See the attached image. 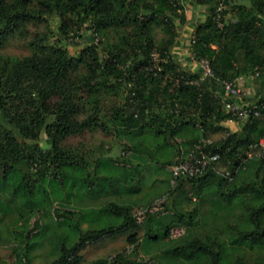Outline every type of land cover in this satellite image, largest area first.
Segmentation results:
<instances>
[{"label":"trees","instance_id":"obj_1","mask_svg":"<svg viewBox=\"0 0 264 264\" xmlns=\"http://www.w3.org/2000/svg\"><path fill=\"white\" fill-rule=\"evenodd\" d=\"M191 1L206 14L192 26L181 62L176 29L190 24L191 12L179 0H0V222L16 214L26 230L38 215L16 236L13 264H32L30 254L51 247L66 228L78 237L67 231L52 264H82L86 245L120 235L130 255L89 264H148L136 261L139 247L165 264H264V154L253 149L240 166L264 137V121L229 129L225 103L233 100H223L225 82L250 77L262 86L253 102L264 115V0ZM47 21L50 35H36L29 55L1 54L17 31ZM85 30L95 42L72 50L70 40ZM201 60L212 73L203 80ZM104 99L116 103L105 108ZM95 130L124 138L122 152L142 149L143 163L157 156L163 169L178 160L179 145L187 150L221 134L206 147L220 160L193 177L165 172L174 186L162 212H146L138 223L132 205L107 199L123 181L100 173L130 168L132 156L113 160L100 152L90 161L64 146ZM175 228L183 233L171 238Z\"/></svg>","mask_w":264,"mask_h":264},{"label":"rangeland","instance_id":"obj_2","mask_svg":"<svg viewBox=\"0 0 264 264\" xmlns=\"http://www.w3.org/2000/svg\"><path fill=\"white\" fill-rule=\"evenodd\" d=\"M179 1H181L183 5H185L184 9L190 10L191 12V20L189 21L190 24L187 23V25H177L176 29L178 33L177 48L179 49L176 53L177 59L179 61H186L187 59L184 57L185 52L183 51V47H179L183 44V42L181 41V37L183 35L186 36V28L195 26L196 24L202 22L204 15L206 14V8L194 4L191 0ZM50 29H52L51 21L27 24L25 28H23L21 31H17L11 38L6 41V43L1 49V54L9 58H21L29 55L30 50L28 47V43L33 40L36 35L41 36L44 33L50 35ZM162 36L163 33L160 31V28L157 27L155 29V37L162 38ZM95 38L96 37L94 34H92L89 30H85L84 32H81L78 37L70 40L69 46L72 50H78L84 47L85 45L91 44L93 41L95 42ZM115 103V99H104L105 108H108L109 106H112ZM220 137L221 134H217L212 136L211 139L217 140ZM125 141L126 140L124 138L123 140H121L114 135H107L102 133L100 130H95L93 132L85 133L81 136L67 139L64 143V146L68 149L83 152L86 153V155L88 154L87 158L90 159V161L94 160L97 154L100 152L104 153L103 155L106 159L113 160H115L118 155H121L122 158L123 155L124 157L129 155L132 156L130 157L129 161L131 165L130 168L120 169L119 167L113 165L112 170H100V173H109L110 175L119 177L124 183L123 186L127 187L126 189L122 187L121 190L118 191V195L115 196L116 198L113 199L112 197H109L107 199L117 201L119 203H127L129 205H132V214L135 218L140 217L142 212L149 206H155V208L157 209L156 212H162L163 209H161L160 202H162L163 199L167 198L168 189L173 188L174 186V180H172V178L168 180V183L166 180L167 178L165 172L169 171V167L165 166L164 169L162 167H158L156 160L159 159L157 156L153 157L154 160L148 159V161L145 163L138 160L142 157H146V154H144V151L142 149H140L141 151L137 153L130 151L126 153L122 152V144H126ZM143 145L145 146L144 143ZM42 146L45 147L43 143ZM153 151L154 149L150 150L151 154H153ZM125 174H127V176H125ZM124 180L126 181L124 182ZM44 186L46 187L47 185L44 184ZM85 203L88 204L87 201H85ZM93 204V207H98V204ZM54 206H58L56 202L54 203ZM72 206H76L74 200L72 202ZM167 214L170 215L169 213ZM1 217L4 219L2 222H0V263L13 264L15 260V255L12 253V247L14 246V244H16V242L21 240L17 239L16 236L22 235L24 237L25 231L31 228L33 222L35 221L34 219H37L38 215L36 214L30 219V221L27 223L26 230H23L21 228V223L16 214H5L1 215ZM43 223L50 224L47 219H44ZM52 226L53 225L50 224L49 227L52 228ZM91 227L97 228L95 224H92ZM69 229L70 228H68L67 230L66 228V230L63 231V234H65L64 236L67 237L71 235V237L77 239L78 233L74 231L70 232ZM181 229L182 228H175L172 230V232L178 231L177 233H180ZM67 231H69V235H67ZM172 232L170 235L171 238H175L178 236L174 235ZM64 236H60L58 239H56V242L53 243L51 247L49 245H46V248H42L41 251L39 249H35L30 254V257L32 258V264H52L56 259H58V245L63 241ZM46 237L49 239L52 238L51 233H47ZM46 237L44 238L47 239ZM126 238L127 237L125 235H120L112 239H104L103 241L97 244L86 245L84 249L80 252L83 259L82 264H89L91 262L102 259H110L116 254L130 255L133 248L127 244ZM142 238L143 231L141 230L137 235L139 243L141 242ZM53 241H55V239H53ZM165 248V246H162L161 250ZM150 258L151 255L145 254L139 247V250H137V256L135 257L137 262H147L148 264L166 263L163 259L161 261L154 260V262H152Z\"/></svg>","mask_w":264,"mask_h":264},{"label":"built area","instance_id":"obj_3","mask_svg":"<svg viewBox=\"0 0 264 264\" xmlns=\"http://www.w3.org/2000/svg\"><path fill=\"white\" fill-rule=\"evenodd\" d=\"M198 69L201 73V79L211 76V70L209 68L208 62L206 60H201L198 62ZM257 76V74H255ZM238 79L232 82H225V99H232L231 103H225L226 110L230 112L232 117V122H235L237 127L239 128L240 124L245 123L250 119H259L264 121V115L259 111V107L254 102H246L243 99L242 92L237 86ZM178 143L182 141L180 139H176ZM212 140H201L197 144H194L191 148L187 150L179 145L178 147V160L169 166V172L172 174L173 178L177 177H193L202 174L208 168H214V165L218 163L220 160V156L218 153L207 152V145L211 144ZM255 149L258 154H264V137L261 138L256 145L250 146L249 151L246 153L245 157L240 161V166L244 169L243 163L251 158L252 150ZM225 175L229 176V173L226 172ZM167 201V198L163 199L161 204V209L163 208V203ZM57 207V206H56ZM160 209V210H161ZM157 209L155 206L147 207L140 217L136 218L138 223H141L145 218V213H154ZM172 232V231H171ZM178 231H173L174 235H181L183 230L181 229L180 233ZM177 233V234H176ZM171 235V234H170ZM171 237V236H170Z\"/></svg>","mask_w":264,"mask_h":264},{"label":"crops","instance_id":"obj_4","mask_svg":"<svg viewBox=\"0 0 264 264\" xmlns=\"http://www.w3.org/2000/svg\"><path fill=\"white\" fill-rule=\"evenodd\" d=\"M193 29V27H190V30L186 29V36L183 35L181 37V41L183 42L182 46H179L180 48L183 47V51H185L187 43H188V39H189V33L191 32V30ZM179 50V49H178ZM182 62V61H181ZM184 68L186 70L191 69L192 65L187 61V63H183ZM237 86L239 87L240 91L242 92L243 95V99L246 102H253L254 100H256L257 98V94L259 92L262 91V86L258 85L252 78H239L237 81ZM227 127L229 129H237V125L235 124V122H229L227 124ZM174 161V158L172 159L171 162ZM173 164V163H172ZM170 165H168L167 167H169Z\"/></svg>","mask_w":264,"mask_h":264}]
</instances>
